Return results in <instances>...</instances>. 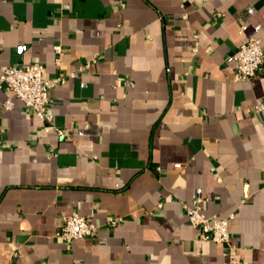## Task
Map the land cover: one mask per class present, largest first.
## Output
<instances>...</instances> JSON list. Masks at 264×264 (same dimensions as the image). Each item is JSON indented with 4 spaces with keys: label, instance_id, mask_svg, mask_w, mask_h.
<instances>
[{
    "label": "crops",
    "instance_id": "obj_1",
    "mask_svg": "<svg viewBox=\"0 0 264 264\" xmlns=\"http://www.w3.org/2000/svg\"><path fill=\"white\" fill-rule=\"evenodd\" d=\"M249 37L264 0H0V76L66 79L52 124L0 82V264H229L189 222L197 189L233 215L239 264H264V66L238 80L233 59ZM75 214L97 232L66 242Z\"/></svg>",
    "mask_w": 264,
    "mask_h": 264
},
{
    "label": "built area",
    "instance_id": "obj_2",
    "mask_svg": "<svg viewBox=\"0 0 264 264\" xmlns=\"http://www.w3.org/2000/svg\"><path fill=\"white\" fill-rule=\"evenodd\" d=\"M245 27H242V33ZM55 51L62 52L60 46ZM236 62V78L249 81L256 77L264 66V37H249L233 54ZM63 75L53 78L44 77V66L41 63H32L25 66H4L1 69L0 82L6 83L9 91L21 99L26 107L36 114L41 120L52 124L53 115L49 112L52 103L51 91L59 84L65 82ZM10 108L12 101L8 100L0 107ZM256 110L263 111L264 105H259ZM202 189L196 190V197L190 205H185L189 222L197 230L200 237L207 238L217 244L227 245L230 250L229 264H239L235 255L237 246L233 242L229 230V220L233 218H220L218 215H206ZM60 237L66 241L92 237L97 232V227L91 218L78 214L64 216ZM122 222L121 217H111L110 226H117Z\"/></svg>",
    "mask_w": 264,
    "mask_h": 264
}]
</instances>
